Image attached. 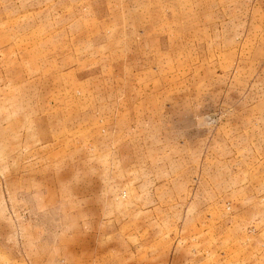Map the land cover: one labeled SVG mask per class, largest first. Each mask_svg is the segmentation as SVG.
<instances>
[{"label":"rangeland","instance_id":"rangeland-1","mask_svg":"<svg viewBox=\"0 0 264 264\" xmlns=\"http://www.w3.org/2000/svg\"><path fill=\"white\" fill-rule=\"evenodd\" d=\"M264 0H0V264H264Z\"/></svg>","mask_w":264,"mask_h":264},{"label":"crops","instance_id":"crops-1","mask_svg":"<svg viewBox=\"0 0 264 264\" xmlns=\"http://www.w3.org/2000/svg\"><path fill=\"white\" fill-rule=\"evenodd\" d=\"M263 24H264V23H263ZM262 28H264V26H263ZM262 36L264 37V29H263V31H262Z\"/></svg>","mask_w":264,"mask_h":264}]
</instances>
